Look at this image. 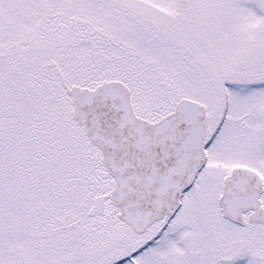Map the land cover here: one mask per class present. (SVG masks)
Here are the masks:
<instances>
[{"label":"snow or ice","instance_id":"snow-or-ice-1","mask_svg":"<svg viewBox=\"0 0 264 264\" xmlns=\"http://www.w3.org/2000/svg\"><path fill=\"white\" fill-rule=\"evenodd\" d=\"M0 264H264V0H0Z\"/></svg>","mask_w":264,"mask_h":264}]
</instances>
